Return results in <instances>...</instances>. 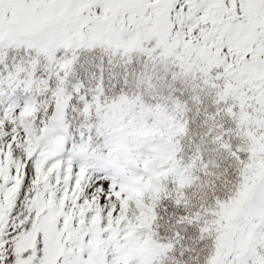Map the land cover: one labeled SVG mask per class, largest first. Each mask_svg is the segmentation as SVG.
<instances>
[{
	"label": "snow or ice",
	"instance_id": "snow-or-ice-1",
	"mask_svg": "<svg viewBox=\"0 0 264 264\" xmlns=\"http://www.w3.org/2000/svg\"><path fill=\"white\" fill-rule=\"evenodd\" d=\"M0 264H264V0H0Z\"/></svg>",
	"mask_w": 264,
	"mask_h": 264
}]
</instances>
